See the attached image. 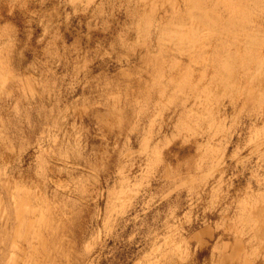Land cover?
<instances>
[{
  "label": "rangeland",
  "instance_id": "rangeland-1",
  "mask_svg": "<svg viewBox=\"0 0 264 264\" xmlns=\"http://www.w3.org/2000/svg\"><path fill=\"white\" fill-rule=\"evenodd\" d=\"M152 1L0 0V264H264V0Z\"/></svg>",
  "mask_w": 264,
  "mask_h": 264
},
{
  "label": "bare ground",
  "instance_id": "bare-ground-1",
  "mask_svg": "<svg viewBox=\"0 0 264 264\" xmlns=\"http://www.w3.org/2000/svg\"><path fill=\"white\" fill-rule=\"evenodd\" d=\"M151 1H152V0H151ZM184 1L187 2V0H184ZM184 1H182V2H184ZM191 1H192V0H191ZM233 1H235V0H232V2H233ZM250 1H251V2H250L251 4H250V3H248V4H249L250 6H251V5H253V6H252V7L249 6L250 8H249V7H247V8H249V9H251V8H255V9H256V8H257L256 6H258V5H259V7H261L260 3L262 2V0H250ZM152 2H155V0H153ZM203 2H204V1H203ZM205 2H207V1H205ZM205 2H204V3H205ZM213 3H214V2H213ZM213 3H212V4H213ZM151 4H153V3H151ZM151 4H150V5H151ZM193 4H194V3H193ZM193 4H192V5H193ZM230 4H231V3H230ZM244 4H245V3H244ZM248 4H247V6H248ZM155 5H156V3H155ZM172 5H173V4H172ZM174 5H175V4H174ZM192 5H191V6H192ZM195 5H196V4H195ZM202 5H203V4H202ZM225 5H226V4H225ZM238 5H239V7L241 8V5H240L239 3H238ZM153 6H154V5H153ZM180 6H181V5H180ZM198 6H199L198 8H200V7H201V8H204V7H205V5H203L204 7H202V6L199 5V4H198ZM206 6H207V5H206ZM233 6H234V4H233ZM243 6H244V5H243ZM254 6H255V7H254ZM150 7H151V6H150ZM168 7H169V6H168ZM183 7H184V6H183ZM259 7H258V8H259ZM169 8H170V7H169ZM173 8H174V7H173ZM173 8H171V9H173ZM201 8H200V9H201ZM225 8H226V7H225ZM231 8H232V7H231ZM177 9H178V8H177ZM177 9L174 8V11L177 10ZM180 9H181V8H180ZM182 9H183V8H182ZM184 9H185V7H184ZM186 9H187V5H186ZM200 9H198V10L200 11ZM212 9H213V8L210 9V13L215 9V7H214L213 10H212ZM249 9H247V10H249ZM148 10H149V9H148ZM168 10H169V9H168ZM194 10H195V9H194ZM204 10H205V8H204ZM204 10L202 9L203 12H201V15H204L205 13H208V12H205V11H208V10H205V11H204ZM217 10H218V9H217ZM234 10H235V8H234ZM238 10H240V9L238 8ZM247 10H246V11H247ZM259 10H260V8H259ZM178 11H180V10L178 9ZM182 11H183V10H182ZM182 11H180V12H181V13H184V12H185V11H184V12H182ZM218 11H219V10H218ZM228 11H229V10H228ZM242 11H243V10L241 9V12H242ZM254 11H255V10H254ZM260 11H262V10H260ZM260 11H259V13H260ZM180 12H178V13H180ZM193 12H194V11H193ZM262 12H263V11H262ZM147 13H149V12H147ZM150 13H151V11H150ZM150 13H149V15H150ZM171 13H173L174 16H175V14H176V12L174 13L173 11H171ZM178 13H177V14H178ZM188 13H189V12H188ZM194 13H196V11H195ZM202 13H204V14H202ZM230 13H231V12H230ZM177 14H176V15H177ZM185 14H186V13H184V15H185ZM208 14H209V13H208ZM211 14H212V13H211ZM228 14H229V13H228ZM246 14H247V13H246ZM254 14H256V13H254ZM143 15H145V13H144ZM184 15H183V16H184ZM187 15L190 16V14H186L185 17H186ZM192 15H193V14H192ZM196 15L199 16L200 13L197 12ZM212 15H213V14H212ZM212 15H211V16H212ZM234 15H235V14H234ZM237 15H238V14H237ZM256 15H257V14H256ZM177 16H179V14H178ZM183 16H181V18H180L182 24H184V23H183L184 20L187 21L186 18L183 17ZM194 16H195V15H194ZM209 16H210V15H209ZM211 16L208 17V18H211ZM213 16L216 17V15H213ZM213 16H212V17H213ZM235 16H236V15H235ZM250 16H251V15H250ZM144 17H145V16H144ZM144 17H143V19H144ZM148 17H149V16H148ZM150 17H151V16H150ZM179 17H180V16H179ZM190 17H192V16H190ZM190 17H189V18H190ZM199 17L201 18L202 16H199ZM203 17H204V16H203ZM203 17H202V19L204 20ZM218 17H219V16H218ZM232 17H233V16H232ZM50 18H51V17H50ZM182 18H184V19L182 20ZM193 18L195 19V17H193ZM197 18H198V17H197ZM200 18H199V19H200ZM208 18H207V19H208ZM225 18H227L226 15H225ZM228 18H229V17H228ZM233 18H234V17H233ZM233 18H232V19H233ZM250 18H251V17H250ZM252 18H253V17H252ZM187 19H188V18H187ZM194 19H192L191 21H193ZM199 19H198V20H199ZM207 19L204 20V21L201 20V21H202V24L206 23V21L209 23L210 20L208 21ZM216 19H217V18H215L214 20H216ZM247 19H248V18H247ZM151 20H152V19H151ZM168 20H169V19H168ZM188 20H189V19H188ZM212 20H213V19H212ZM244 20H245V19H244ZM142 21H143V22H144V21L148 22L146 19H145V20H142ZM152 21H153V20H152ZM155 21H156V20H155ZM170 21H171V20H170ZM195 21H196V20H195ZM219 21H220V20H219ZM219 21L217 20V21H215L214 23H212V21H211V24H213V27H212V28H213L214 30H215V27H216V26L214 27V24H215L216 22H219ZM222 21H223V19H222ZM237 21H238V19H237V20H234L233 22H237ZM247 21H248V20H247ZM249 21H250V20H249ZM146 22H145V23H146ZM171 22H172V21H171ZM178 22L180 23V20H179ZM193 22H194V21H193ZM197 22H198V21H197ZM203 22H204V23H203ZM240 22H241V21H240ZM200 23H201V22H200ZM221 23H223V26H224V29L221 30V31H223V30H225V26H226V24H224V23H226V22L223 21V22H221ZM148 24H149V23H148ZM188 24H189V23H188ZM193 24H194V23H193ZM198 24H199V23H198ZM230 24H231V23H230ZM230 24H229V26H230ZM232 24H233V23H232ZM234 24H235V23H234ZM234 24H233V25H234ZM155 25H156V24H155ZM172 25H173V24H171V27H172ZM179 25H180V24H179ZM194 25H195V24H194ZM205 25H206V27H210V26H212V25L208 26L209 24H208V25H207V24H204V26H203V25L201 26V27H203L202 29H204ZM216 25H217V23H216ZM246 25H247V24H246ZM45 26H46V25H45ZM149 26H150V25H149ZM173 26H174V25H173ZM220 26L223 28L222 25H220ZM227 26H228V23H227ZM244 26H245V24H244ZM244 26H243V27H244ZM249 26H250V25H249ZM146 27H147V26H146ZM161 27H162V26H161ZM174 27H175V26H174ZM167 28H168V25H167ZM189 28H190V27H189ZM189 28H188V29H189ZM195 28H196V27H195ZM198 28H199V27L197 26V29H198ZM212 28H210V29H212ZM228 28H231V26L228 27ZM228 28H227V31H228ZM237 28H238V27H237ZM139 29H141V28H139ZM179 29H181V28H179ZM205 29H206V28H205ZM208 29H209V28H208ZM213 29H212L211 31H214ZM219 29H220V28H219ZM158 30H159V29H158ZM164 30H166V29H164ZM167 30H168V29H167ZM170 30H171V28H170ZM198 30H200V29H198ZM231 30H233V29H232V28L230 29V33H231ZM235 30H236V29H235ZM141 31H142V30H141ZM183 31H185V30H183ZM195 31H196V30H195ZM221 31H220V32H221ZM223 32L225 33L226 31H223ZM228 32H229V31H228ZM228 32H227V33H228ZM160 33H161V32H160ZM160 33H159V35H160ZM166 33H168V32H166ZM178 33H180V31H179ZM187 33H188V32H187ZM189 33H190V32H189ZM198 33H199V32H198ZM204 33H206V32H204ZM216 33H217V32H216ZM218 33H219V32H218ZM218 33H217V35H218ZM234 33L236 34L237 32H234ZM161 34H162V33H161ZM170 34H171V33H170ZM170 34H169V35H170ZM182 34H183V33H182ZM206 34H207V33H206ZM219 34H220V33H219ZM235 34H233V35H235ZM239 34H240V33H239ZM176 35H177V34H176ZM176 35H174V38H175ZM184 35H185V34H184ZM195 35H197V34L195 33ZM199 35H200V34H199ZM217 35H216V36H217ZM230 35H232V34H230ZM230 35H229V36H230ZM233 35H232V37H233ZM247 35H248V34H247ZM157 36H158V35H157ZM163 36H164V35H163ZM165 36H167V35L165 34ZM172 36H173V35H172ZM179 36H180V34L178 35V39L181 38V37H179ZM188 36H189V35H188ZM192 36H193V35H192ZM205 36H206V35H205ZM169 37H170V36H169ZM169 37H168V38H169ZM193 37H194V36H193ZM197 37H198V36H197ZM166 38H167V37H166ZM168 38H167V39H168ZM172 38H173V37H172ZM172 38H169V40L172 39ZM182 38H184V37H182ZM199 38H200V37H198V39H199ZM224 38H225V37H224ZM233 38L236 39V37H233ZM201 39H204V40H205V37H203V38H201ZM201 39H199V41H200ZM217 39H219V38H217ZM172 40H173V39H172ZM175 40H176V39H175ZM209 40H210V39H209ZM176 41H177V40H176ZM178 41H179V40H178ZM189 41H191V40H189ZM226 41H227V40H226ZM230 41H231V40H229V42H230ZM181 42H182V41H181ZM181 42H177V43H181ZM196 42H197V41H196ZM207 42H209V41H207ZM235 42H236V41H235ZM155 43H156V42H155ZM192 43H193V42H192ZM194 43H195V41H194ZM199 43H200V42H199ZM204 43H205V42H204ZM231 43H232V41H231ZM165 44H166V43H165ZM181 44H182V43H181ZM201 44H203V42H201ZM7 45H8V44H7ZM183 45H184V44H183ZM190 45H191V44H190ZM194 45H195V44H194ZM194 45H191V46L193 47ZM229 45H230V44H229ZM233 45H234V44H233ZM235 45H236V44H235ZM195 46H196V45H195ZM195 46H194V47H195ZM201 46H202V45H201ZM207 46H208V45H207ZM224 46H225V45H224ZM164 47H165V46H164ZM184 47H185V46H184ZM198 47H199V45L197 46V48H198ZM9 48H10V47H9ZM165 49H166V48H165ZM165 49H164V50H165ZM190 49H192V48H190ZM257 49H258V48H257ZM177 50H178V49H177ZM202 50H203V49H202ZM202 50H201V51H202ZM213 50H214V49H212V51H211V52H212L211 54H212L213 56L216 54V52L218 53L217 56L215 55L216 57H215V56L212 57V58L216 59L218 56H220V55H219V52H218V50H220V49H217V50H216V47H215V52H213ZM167 51H168V49H167ZM235 51H236V50H235ZM179 52H180V51H179ZM229 52H230V51H229ZM232 52H233V51H232ZM202 53H203V52H201V54H202ZM213 53H215V54H213ZM258 53H259V52H258ZM138 54H139V53H138ZM160 54H161V53H160ZM193 54H194V53H193ZM197 54H198V53H197ZM204 54H205V53H204ZM211 54H210V55H211ZM230 54H231V53H230ZM238 54H239V53H238ZM255 54H256V52H255ZM165 55H166V54H165ZM165 55H164V56H165ZM212 55H211V56H212ZM159 56H160V55H159ZM164 56H163V57H164ZM169 56H170V54H169ZM193 56H195V55H193ZM239 56H241V55L239 54ZM165 57L168 58V56H165ZM195 57H196V56H195ZM198 57H199V56H198ZM201 57H202V55H201ZM231 57H232V56H231ZM233 57H234V56H233ZM237 57H238V56H237ZM254 57H255V56H254ZM0 58H1V60H2V61L0 60V81H2V77H4V76H3V73H2V72H3L2 69H7V61L5 60V58H4L3 55H1ZM160 58H161V57H160ZM208 58H209V57H208ZM227 58H228V57H227ZM227 58H226V59H227ZM235 58H236V57H235ZM235 58H233V59L235 60ZM157 59H158V58H157ZM165 59H166V58H165ZM210 59H211V57H210ZM214 59H213V60H214ZM261 59H262V58H261ZM153 60H154V59H153ZM155 60H156V59H155ZM155 60H154V61H155ZM158 60H159V62H160V59H158ZM158 60H157V62H158ZM161 60H162V59H161ZM198 60H199V59H198ZM217 60H218V58H217ZM217 60H215V61H216L217 64H218L219 62H218ZM234 60H230V61H232L233 65H234V62H236V61H234ZM241 60H242V59H241ZM206 61H208V60H206ZM210 61L213 63L212 59H211ZM215 61H214V64L216 63ZM152 62H153V61L151 60V63H152ZM157 62H156V63H157ZM170 62H171V61H170ZM223 63H225V66H226L225 68H227V67H228L227 61H226V62L224 61ZM252 63H253V62H252ZM152 64H154V63H152ZM157 64H158V63H157ZM157 64H155V65H157ZM161 64H162V63H161ZM214 64L212 65L213 67H214V66H218L217 64H216V65H214ZM226 64H227V65H226ZM240 64H241V63H240ZM247 64H248V63H247ZM155 65H154V66H155ZM237 65H238V64H237ZM252 65H253V64H252ZM247 66H248V65H247ZM260 66H261V65H260ZM156 67H157V66H156ZM158 67H159V65H158ZM248 67H250V66H248ZM257 67H258V66H257ZM168 68L171 69V67H168ZM168 68H167V69H168ZM174 68H175V67H174ZM217 68H218V67H217ZM217 68H216V69H217ZM225 68H224V69H225ZM235 68H236V67H235ZM246 68H247V67H246ZM160 69H161V68H160ZM160 69H158V70H160ZM170 69H169L168 71H170ZM172 69H173V68H172ZM205 69H207V68H205ZM213 69H215V68H213ZM218 69H219V68H218ZM218 69H217V70H218ZM259 69H260V68H259ZM187 70L190 71V69H187ZM225 70H226V69H225ZM230 70H231V69H230ZM248 70H249V69H248ZM4 71H6V70H4ZM7 71H8V70H7ZM7 71H6V72H7ZM161 71H162V69H161ZM161 71H160V72H161ZM184 71H185V70H184ZM188 71H187V73H184V75L186 74L187 77L189 76V75H187V74H190V73H191V72L189 73ZM226 71H227V70H226ZM239 71H240V70H239ZM249 71H250V70H249ZM154 72H157V71H154ZM158 72H159V71H158ZM160 72H159V73H160ZM162 72H163V71H162ZM185 72H186V71H185ZM227 72H229V71H227ZM244 72H245V71H244ZM246 72H247V71H246ZM169 73H170V72H169ZM216 73H217V72H216ZM222 73H223V72H222ZM248 74H249V73H248ZM225 75H226V73H225ZM230 75H231V74H230ZM230 75H229V77H230ZM156 76H157V77L160 76V77L158 78V79H160V78H162V73H160V74H156ZM156 76H155L154 78H157ZM182 76H183V74H182ZM182 76H181V77H182ZM186 76H184V77H182V78L185 79ZM235 76H236V75H235ZM235 76H234V79H232V80H234V82H235V80H236V79H235ZM190 77H191V76H190ZM190 77H188V78H190ZM220 77H221V78H220L219 80L221 81L222 77H224V73H223L222 76H220ZM225 77H226V76H225ZM225 77H224V78H225ZM236 77H237V76H236ZM198 78H199V77H198ZM212 78H213V77H212ZM158 79H157V80H158ZM213 79H214V78H213ZM213 79H212V80H213ZM227 79H228V78H227ZM3 80H4V79H3ZM155 80H156V79H155ZM161 80H162V79H161ZM180 80H181V78H180ZM185 80H186V79H185ZM199 80H201V79H199ZM216 80H217V79H216ZM241 80H242V79H241ZM178 81H179V80H178ZM181 81H183V79H182ZM217 81H218V80H217ZM227 81H228V80H227ZM26 82H27V81H26ZM183 82H184V81H183ZM183 82H181V83L183 84ZM157 83H158V82H157ZM217 83H218V82H217ZM224 83H225V82H224ZM161 84H162V83H161ZM175 84H177V85H176V87H175L174 89H176L178 85H179V88H177V89H182V88H183V86H182L180 83L178 84V82H177V83H175ZM186 84H187V82H186ZM228 84H229V83H228ZM228 84H227V85H228ZM156 85L158 86V87H157V93H156V94H158V93H160V92H158V91L161 90V89H159V85H160V83H159V84H156ZM184 85H185V82H184ZM191 85H192V84H191ZM181 86H182V88H181ZM186 86H187V85H186ZM147 87H148V86H147ZM152 87H153V85H152ZM188 87H189V86H188ZM228 87H229V86H227V88H228ZM236 87H237V86H236ZM240 87H241V86H240ZM149 88H151V87L145 88V90H143V91H147ZM241 88H242V87H241ZM41 89H42V88H41ZM177 89H176V90H177ZM203 89H204V88H203ZM150 90H151V89H150ZM165 90H166V89H165ZM138 91H139V90H138ZM148 91H149V90H148ZM148 91H147V92H148ZM153 91H154V89H153ZM153 91H150V94H151ZM177 91H180V90H177ZM154 92H155V91H154ZM154 92H153V94H154ZM181 92H182V91H181ZM143 93H144V92H143ZM148 93H149V92H148ZM148 93L146 94V96L148 95ZM189 93H190V92H189ZM201 93H202V92H201ZM220 93H221V92H220ZM144 94H145V93H144ZM150 94H149V96H150ZM153 94H151V96H152ZM173 94H175V93H173ZM158 95H159V94H158ZM199 95H200V94H199ZM146 96H145V97H146ZM149 96L146 97V100H148L147 98H150V97H151V96H150V97H149ZM153 96H154V95H153ZM172 98H173V97H172ZM150 100H151V99H150ZM183 100H184V99H183ZM148 101H149V100H148ZM146 102H147V101H146ZM182 102H183V101H182ZM185 103H186V102H185ZM144 104H145V103H144ZM156 104H157V103H156ZM169 105H170V104H169ZM113 106H114V105H113ZM146 106H147V105H146ZM61 113H62V112H61ZM134 113H135V112H134ZM136 114H137V113H136ZM197 114H198V113H197ZM137 115H138V114H137ZM185 115H186V114H185ZM193 115H194V114H193ZM186 116H187V115H186ZM188 116H189V115H188ZM111 117H114V116H111ZM200 117H201V116H200ZM189 118H191V117H189ZM112 119H113V118H112ZM185 119H187V118H185ZM185 119H184V120H185ZM175 120H176V119H175ZM182 121H183V120H182ZM180 122H181V120H180ZM201 122H202V121H201ZM181 123H183V122H181ZM186 124H187V123H186ZM136 125H137V124H136ZM66 126H67V125H66ZM115 126H116V125H115ZM128 126H129V125H128ZM158 126H159V125H158ZM178 126H179V125H178ZM188 126H189V125H188ZM195 126H196V125H195ZM149 127H150V126H149ZM182 127H183V126H181V128H182ZM193 127H194V126H193ZM179 128H180V127H179ZM181 130H182V129H181ZM188 130H189V129H188ZM199 130H200V129H199ZM149 132H150V131H149ZM202 132H203V131H202ZM179 133H180V132H179ZM183 133H184V132H183ZM258 133H259V132H258ZM183 135H184V134H183ZM70 138H71V137H70ZM145 140H146V139H145ZM149 140H150V139H149ZM167 142H168V141H167ZM1 143H2V142H1ZM66 143H67V142H66ZM143 143H144V142H143ZM146 145H147V144H146ZM1 147H2V146H1ZM3 149H4V148H3ZM66 149H67V148H66ZM71 150H72V149H71ZM146 150H147V149H146ZM155 151H156V149H155ZM155 151H154V152H155ZM9 154H10V153H9ZM154 161H155V160H154ZM0 162H1V161H0ZM199 163H200V162H199ZM1 166H2V165H1ZM19 175H20V174H19ZM85 178H86V177H85ZM90 178H91V177H90ZM1 180H2V179H1ZM7 180H8V179H7ZM122 184H123V183H122ZM6 185H7V184H6ZM138 187H139V186H138ZM2 189H3V187H2ZM9 189H10V188H9ZM15 189H16V188H15ZM113 189H114V188H113ZM127 191H128V190H127ZM5 192H8V191H5ZM23 193H24V192H23ZM6 194H7V193H6ZM21 195H22V194H20V197H21ZM25 196H26V194H25ZM17 197H18V196H17ZM23 197H24V196H23ZM26 198H27V197H26ZM20 199H21V198H20ZM20 199H19V200H20ZM24 199H25V198H24ZM11 200H12V199H11ZM46 200H47V199H46ZM17 201H18V198H17ZM17 201H15V202H17ZM25 201H27V200H25ZM18 202H19V201H18ZM37 202H38V201H37ZM40 202H41V201H40ZM120 202H121V201H120ZM17 204H18V203H17ZM17 204H16V205H17ZM27 204H28V203H27ZM25 205H26V204H25ZM25 205H24V206H25ZM43 206H44V205H43ZM17 207H18V206H17ZM18 208H19V207H18ZM24 208H25V207H24ZM26 209H27V207H26L24 210L26 211ZM24 210H23V211H24ZM60 210H61V209H60ZM12 211H13V210H12ZM23 211H22V213H24ZM37 211H38V210H37ZM105 211H106V210H105ZM18 212H19V211H18ZM18 212H17V213H18ZM11 213H12V212H11ZM26 213H27V212H26ZM29 213H30V212H29ZM255 213H256V212H255ZM9 215H10V214H9ZM247 215H248V214H247ZM11 216H12V214H11ZM12 217H14V216H12ZM12 217H11V218H12ZM249 217H250V216H249ZM2 218H3V217H2ZM25 218H26V217L24 216L23 219H25ZM23 219H22V221H23ZM34 219H35V218H34ZM48 219H49V218H48ZM250 219H251V218H250ZM7 220H9V219H7ZM9 221H10V220H9ZM248 221H249V220H248ZM248 221H247V222H248ZM24 222H25V221H24ZM24 222H23V223H24ZM23 223H22V224H23ZM250 223H251V222H250ZM18 224H19V223H18ZM54 224H55V223H54ZM252 224H253V223H252ZM19 225H20V224H19ZM250 225H251V224H250ZM12 226H13V224H12ZM14 226H15V225H14ZM18 227H19V226H18ZM47 227H48V226H47ZM252 228H253V227H252ZM11 230H12V229H11ZM208 231H209V230H208ZM14 233H15V232H14ZM14 233L11 234V236H12L11 238H13ZM26 233H27V232H26ZM15 234H16V233H15ZM6 235H7V234H6ZM34 236H35V235H34ZM5 237H6V236H4V238H5ZM26 237H27V236H25L24 238H26ZM28 238H29V237H28ZM7 240H8V239L6 238V239H5V242H7ZM52 240H53V239H52ZM3 242H4V241H3ZM52 243H53V242H52ZM45 244H46V243H45ZM4 245L6 246V244H4ZM4 245H3V246H4ZM171 245H172V244H171ZM236 250H237V249H236ZM6 251H7V250H6ZM6 251H4V252H6ZM4 252H3V253H4ZM159 252H160V251H159ZM231 254H232V252H231ZM2 255H3V254H2ZM7 255H8V254H7ZM226 255H227V254H226ZM63 256H64V255H63ZM230 257H231V256H230ZM232 258H233V257H232ZM160 259H161V258H160ZM165 261H166V260H165ZM151 263H152V262H151ZM153 264H154V263H153Z\"/></svg>",
  "mask_w": 264,
  "mask_h": 264
}]
</instances>
